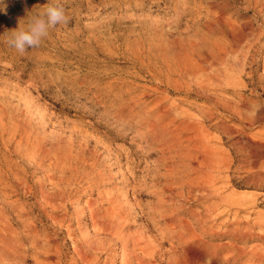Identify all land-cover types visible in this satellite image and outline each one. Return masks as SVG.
I'll return each instance as SVG.
<instances>
[{"label":"rangeland","instance_id":"374dc122","mask_svg":"<svg viewBox=\"0 0 264 264\" xmlns=\"http://www.w3.org/2000/svg\"><path fill=\"white\" fill-rule=\"evenodd\" d=\"M56 2L0 0V108L5 106L27 112L31 129L48 136L57 145L91 157V172L94 173L91 180L96 173L100 179L95 178L90 184L84 182L80 189L75 190L74 200L78 208L87 210L89 188L94 197L114 191L118 200L124 199L129 205L135 202L132 196L145 199L146 203L156 201L157 195L153 190L162 188L167 178L157 175L151 181L155 170L139 171V178L134 181L127 170L125 156L126 151L135 153L133 157L137 158L135 162L140 163L141 170L154 165L160 157L159 153L151 154L152 147L146 148L147 145L140 140L160 115L158 106L162 111L171 110L168 122L172 123L173 129L175 125L190 124L185 135L190 141L186 144L201 146L204 142L214 148L223 161L232 163L230 171L223 169L219 188L225 195L247 193L246 196H255L251 200L255 203L251 210L254 213L244 212L242 216L254 218L258 212L264 214V182L254 177L264 175V166L252 167L246 153L236 148V143L244 139L238 130L240 122L228 111L214 107L217 100L240 103L235 97L240 89L228 91L199 84V79L207 73L204 71L206 62L201 42L209 37L206 27L212 24L211 39L228 29L224 23H228L230 17L235 20L252 18L255 10L249 5L251 0H59L69 17L67 24L50 29L39 47L27 49L24 54L7 46L8 31L17 29L19 23L21 28H26L33 16ZM191 42L196 45L194 49L190 48ZM140 47L145 50L141 56L137 53ZM263 56L264 48L259 47L255 52L258 63L248 69L254 71L257 79L246 77L244 84L248 87L246 95L264 103ZM252 90L257 93L253 94ZM263 125L264 122L256 123L244 131L256 134L253 139L261 142L264 139ZM228 128L235 130V134ZM149 136L147 140L152 142L153 132ZM195 154L200 156V150ZM9 157L14 159V156ZM198 158L202 157L194 160L198 161ZM145 180V189L143 186L133 188L136 192L132 189L134 183H145ZM228 184L231 187L227 188ZM45 187L53 190L50 184ZM9 194L11 200L0 198V208H8V202L13 200L19 206L24 204L25 199L19 201L18 196ZM193 200L186 201V207L203 208L200 201ZM112 206V203H107L105 208ZM136 216L125 223L129 224L126 231L145 243L150 242L151 247L162 255V259L158 257L160 264H168L170 255H173V236L162 229L164 222L150 225L141 212ZM83 222V232L97 238L106 248L102 254H95L99 263L120 264L123 260L120 235L103 233L99 236L88 216L85 215ZM38 225L49 227L53 236L60 233L59 240L64 242L67 258L74 255L72 241L65 229L59 231L50 223ZM20 226L17 224L18 228ZM128 248L126 252L131 250L128 253H132L131 244ZM142 250V245L135 248L138 253Z\"/></svg>","mask_w":264,"mask_h":264},{"label":"bare ground","instance_id":"6f19581e","mask_svg":"<svg viewBox=\"0 0 264 264\" xmlns=\"http://www.w3.org/2000/svg\"><path fill=\"white\" fill-rule=\"evenodd\" d=\"M249 5L255 10L254 16L247 19H226L228 23L225 21L224 24L230 28H226L220 35L217 34L218 36L215 35L217 37L209 38L213 35L212 24L209 23L206 27L209 37L203 38L201 42L204 53L202 56L206 62L204 71L207 73L203 79H199V84L213 85L228 91L232 88L240 89V92L235 94L240 103L217 100L214 101V107L228 111L232 118L240 122L237 126L244 139L236 143V148L245 152L250 158L249 163L257 168L264 166V139L257 142L253 139L256 134L246 133L244 129L264 122V103L261 99L259 101L246 95L245 90L248 87L244 84V79L256 78L254 71L248 69L259 59L255 58L256 50L259 47L264 48V0H251ZM209 22L212 23L211 20ZM195 47L191 42L190 48ZM137 53L139 56L144 55V47L138 48ZM255 90L251 92L256 94ZM157 109L160 115L156 116L140 140L147 145L146 148L152 147L151 154L159 153L160 157L154 165L141 170L140 163L135 162L137 158L135 160L133 157L135 153L126 151L125 156L127 170L134 181L139 178V171L155 170L151 181H154L157 175L167 178L162 188L153 190L157 195L156 201L146 203L145 199L140 200L138 196H132L135 202L129 205L124 199L118 200L114 191H106L105 194L97 192L99 197H94L89 188L90 195L85 211L76 205L74 192L82 187V183L90 184L95 178H99L96 173L95 178L91 180V174H94L91 172V157L57 145L48 136L31 129L27 112L1 107L0 198L9 200L11 192L19 197V201L25 199V202L19 206L17 201L13 200L5 205L8 208H0V264H100L99 257H95V254L106 248L97 238L83 232L85 215L92 221L93 229L99 236L103 233L120 235L119 242L123 246V260L120 264H160L158 260L162 259V255L151 247L150 242L145 243L143 239L126 231L129 224L125 223L131 218H136L138 212L142 213V217L150 225L164 222L162 229L166 234L173 236V255H170L168 264H264V214L258 212L254 218L250 215L242 216L245 215L244 212L254 213L251 210L255 203L251 200L255 196H246L247 193L225 195L220 192V175L223 169L230 171L232 163L223 161L220 153L218 156L214 148L211 149L210 145L204 142L201 146L186 144L190 141V138H185L190 124L175 125L173 129L172 123L168 122L171 110L162 111L158 106ZM228 129L235 134V130ZM151 132L153 137L152 142H149L147 138ZM262 133L264 135V132ZM197 150H200V156L195 154ZM9 156H14V159ZM195 157L202 158L197 161L194 160ZM254 177L264 182V175ZM46 184L53 186V190L45 187ZM145 184L146 180L145 183H134L132 189L142 186L144 188ZM229 186L230 184L226 187ZM150 188H153L152 184ZM192 199L200 201L203 208L186 207L185 202ZM107 203H112L113 206L107 209ZM40 223H50L55 229L59 228V231L66 230L74 251L71 258H67L64 242L59 240L60 233L53 236L50 228L46 225L41 228L42 226L38 225ZM17 224H20L21 228H18ZM130 244L132 253H128L131 250H125ZM141 245L142 253L136 252L138 249L135 251V248ZM101 254L99 255L102 256ZM104 264L112 263L106 261Z\"/></svg>","mask_w":264,"mask_h":264},{"label":"clouds","instance_id":"9594fccd","mask_svg":"<svg viewBox=\"0 0 264 264\" xmlns=\"http://www.w3.org/2000/svg\"><path fill=\"white\" fill-rule=\"evenodd\" d=\"M68 22L69 17L65 8L57 0L55 4L49 5L43 12L33 16L26 28H21L19 23L17 29L8 31L5 43L20 54H24L27 49L39 47L43 39L48 36L50 29Z\"/></svg>","mask_w":264,"mask_h":264}]
</instances>
